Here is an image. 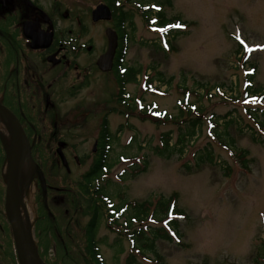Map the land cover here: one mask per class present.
<instances>
[{"label":"rangeland","instance_id":"1","mask_svg":"<svg viewBox=\"0 0 264 264\" xmlns=\"http://www.w3.org/2000/svg\"><path fill=\"white\" fill-rule=\"evenodd\" d=\"M99 1L104 0H38L47 8L52 3L58 27L74 45L68 49L69 60L76 59L83 69L63 73L62 63L35 64L50 87L47 100L53 101L55 123L48 120L50 114L44 121L40 118V106L28 111L21 103L36 131H29L28 138L34 142L33 170L24 187L32 211L33 241L34 225L40 219L37 204L44 202L56 212L58 224L53 225L58 229H52L64 242L65 259L58 264L69 260L84 264L90 258L86 251L90 209L83 175L100 159V150L109 147L104 151L109 169L102 171L100 184L116 207L144 200L154 204L159 197L177 194L176 206L185 211L179 218L182 237L155 242L165 264H254V258L264 264V0H172V7L162 5L167 18L177 16L186 26L174 40L169 35V48L160 31L148 27L134 0L125 7L133 29L126 24L128 47L119 63L135 66L139 72L136 80L123 85L117 70L102 71L95 64L107 49L105 29L113 28L122 35L115 20H91V10ZM157 43L162 45L160 49ZM119 44L118 40L117 50ZM239 47L240 53L236 51ZM250 67L255 71L249 77L252 87H247L244 73ZM158 73L163 83L158 81ZM150 106L165 114L152 115L147 111ZM195 111L200 126L179 154L176 137L185 127L181 119L195 116ZM230 116H235V123L225 127L222 120ZM104 118L108 142L101 134ZM165 134H169L168 144L174 146L170 157L156 154ZM240 149L247 150L246 158L252 159L248 169L238 162ZM204 152L210 158L198 160ZM42 153L49 155L43 167ZM144 158L147 170L131 177V167ZM40 162L51 176L47 197L37 172ZM107 212L102 209L95 236L102 264H126L132 248L122 233L124 216L115 224ZM48 220L53 223L49 215ZM132 223L131 228L146 226V222ZM7 239L5 234L0 241L1 253ZM50 245L52 258L55 249ZM134 254L136 264H159L148 251ZM10 258L9 248L5 259ZM0 264L7 262L0 259Z\"/></svg>","mask_w":264,"mask_h":264},{"label":"trees","instance_id":"2","mask_svg":"<svg viewBox=\"0 0 264 264\" xmlns=\"http://www.w3.org/2000/svg\"><path fill=\"white\" fill-rule=\"evenodd\" d=\"M139 1V6L142 7L145 4L142 2L145 0H137ZM167 5L169 8L172 7V0H161L160 3H157V5ZM111 7L115 6L113 4L110 5ZM140 13L143 16L146 24L148 26H153L156 28H164L169 27L171 25H174L178 22H181L180 18L177 16H173L172 18H167L165 15V12L163 11L162 7L157 6L158 8L147 6L146 8H140ZM114 16L117 24L115 25L118 30L121 31V36L119 37V43H121V46L119 44V49L117 51V59L116 61H121L124 58V55L126 53L128 40L126 36V30L125 26L127 23H130V27L133 29V25L131 22V15L128 14L127 11L117 8L114 9ZM171 35V39L174 40L176 37H178L182 32L180 30H173L169 28V30L165 33ZM157 48H161L160 44H155ZM239 50V49H237ZM236 50V51H237ZM118 62V63H119ZM255 67V66H254ZM122 68V69H121ZM121 70V71H120ZM119 74H118V80L120 81V84H126V82H130L133 80H136V74H138L139 70L135 66H123L119 68ZM158 81L164 82V79L162 77L161 73H158ZM123 90V88L121 89ZM120 90V92H121ZM257 91V90H254ZM122 99V98H121ZM124 100V99H122ZM125 102V101H124ZM167 117H165L166 120ZM224 118V117H223ZM167 121V120H166ZM226 125L225 127H228L229 124L235 123L234 118L230 117L229 119H225ZM182 122L185 123V127L179 130L177 142H176V151L179 154H182L185 148V145L188 143L189 140L193 139L195 137L196 131L200 126L201 119L199 117H195L193 115L188 116L186 119H182ZM238 122V121H237ZM102 128H101V134L102 138L105 142H108L110 139V133L108 132L107 128V120L104 118L102 121ZM162 146L156 151V154L165 155L166 157H170L173 152V145L168 144L169 140V134L162 135ZM255 138V137H253ZM259 141V140H258ZM260 142V141H259ZM42 143H39V149L42 148ZM41 144V145H40ZM108 149L107 147L100 150V159L96 161L90 169L83 175V180L85 183V192L88 197L86 200L88 204V208L90 209L89 213V219L86 225V237L87 242L89 245V248H87V252L89 254L90 258H85L84 264H90L91 262H94L95 264H102V259L100 257V254L98 253V247L96 245V231L98 228V221L101 215L102 209L105 208L106 211H108V217L111 218L110 221L113 223H117L119 218L124 216V223L125 227L122 230V233L127 236V238L131 241V248L132 251L128 254L126 257V264H136L135 260V254L134 252L137 250L139 252L148 251L151 254L155 256V259L159 261V264H165L162 261V256L158 252L155 242L159 239L172 242L173 236H175L178 240L181 239L182 235L179 232V217L185 216L184 209L180 208L178 209L176 206V193H173L172 196L168 198L159 197L156 203L152 204L148 200L144 201H133V202H125L124 206L119 205V207L112 203L109 199L108 195L105 193V190L103 189L102 185L100 184V179L103 177L102 171L106 168L109 169L108 166H106V155L105 150ZM205 154V155H204ZM204 156H199L198 160L201 161L203 159L207 160V158H210L209 152H204ZM248 154L247 150L240 149L238 150L237 157L239 158V163L244 169H248V163L252 162V159L248 160L246 158V155ZM5 153L3 152V159H4ZM42 167L45 165L44 162L49 160V155L46 153H42ZM39 171L44 179L45 185H46V194L45 197H47L48 193V185H51L52 183L49 182L50 180V174L46 172L45 168L43 169L41 167V162L38 163ZM46 167H48V164H46ZM147 170V160L144 158L140 163L136 164L135 166L131 167V177H135L138 174L145 172ZM46 199V198H45ZM75 203L77 201V197L73 200ZM39 209V220L34 225V234L36 238V245L38 248V252L42 259L47 264H58V261H64L65 259V250H64V242L63 238L61 239V236H58L55 234L54 229H58V222L56 221V212H52L51 209L49 211L50 214H48L44 204H38ZM129 209V214H123L124 211H127ZM49 218L53 221V223L48 220ZM171 216H176L171 217ZM149 221L154 222H162L164 223L163 226H153L149 224ZM132 221L136 222H146L145 228L141 224L140 227H133ZM6 227L8 228L7 221ZM54 223H57L53 225ZM121 225V224H120ZM52 230V231H51ZM170 231L173 232L174 235L170 233ZM10 247H12V241L9 239ZM53 244L54 251H53V257L50 258V250L51 245ZM254 264H259V261L254 258ZM13 260L16 261L15 255L13 254ZM67 263L75 264L74 260H69ZM66 263V264H67ZM65 264V263H64Z\"/></svg>","mask_w":264,"mask_h":264},{"label":"flooded vegetation","instance_id":"3","mask_svg":"<svg viewBox=\"0 0 264 264\" xmlns=\"http://www.w3.org/2000/svg\"><path fill=\"white\" fill-rule=\"evenodd\" d=\"M101 2L114 5L115 0ZM48 6L47 8L38 0H0V101L16 116L27 137H29V131L34 134L36 131L34 126H31L27 114L21 109V103H25L28 111H33V107L40 106L37 113H40L39 116L43 121L48 114L52 115L48 120L53 123L56 121L53 101L47 100L48 93L51 92L50 87L44 83L43 74L39 73L35 64L37 62L46 64L48 61L53 65L62 63L65 68L63 73L72 68H76L79 72L83 69V66L79 67L76 59L69 60L71 52L68 49L70 46L74 48V45L68 35H63L65 30L58 27V22L53 17L52 3ZM26 29L41 35L42 43H48V45L33 49L31 40L25 35ZM82 74L85 75L84 72ZM24 97L27 99L25 102ZM28 139H30L31 148L34 147L33 140ZM2 164L3 150L0 146V241L6 234ZM9 248L10 243L7 239L4 253L0 252V259L7 264H14L13 258L5 259V250Z\"/></svg>","mask_w":264,"mask_h":264},{"label":"water","instance_id":"4","mask_svg":"<svg viewBox=\"0 0 264 264\" xmlns=\"http://www.w3.org/2000/svg\"><path fill=\"white\" fill-rule=\"evenodd\" d=\"M91 19L93 22L99 20H110L111 11L109 7L102 3L96 5L91 12ZM105 34L107 37V49L98 57L96 65L102 71H109L112 67V60L117 46V34L110 27L106 28ZM25 35L31 40L32 48L45 47L48 45V43H42L41 35L34 34L31 29H26ZM48 41H50V36H48ZM0 114L7 118L13 129V145L9 147V149H7L4 145L6 151V161L4 167V180L6 185L5 210L11 228L18 264H29L28 257H32V259L38 264H45L37 252L36 245L31 234L25 229L15 189L16 170L24 162L32 161L30 143L16 116L9 109L3 106L1 102ZM19 142L21 143L20 147ZM59 154L62 157L61 152H59Z\"/></svg>","mask_w":264,"mask_h":264},{"label":"bare ground","instance_id":"5","mask_svg":"<svg viewBox=\"0 0 264 264\" xmlns=\"http://www.w3.org/2000/svg\"><path fill=\"white\" fill-rule=\"evenodd\" d=\"M13 129L10 122L0 114V136L7 149L13 145ZM21 143L19 142V147ZM33 168L30 161L24 162L15 172V189L20 206V212L25 229L30 233L32 228V211L30 208L29 200L25 194V183L31 175ZM29 264H38L32 257H28Z\"/></svg>","mask_w":264,"mask_h":264}]
</instances>
